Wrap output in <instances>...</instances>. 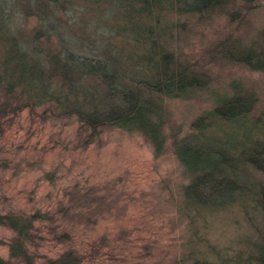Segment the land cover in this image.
<instances>
[{
  "label": "rangeland",
  "instance_id": "374dc122",
  "mask_svg": "<svg viewBox=\"0 0 264 264\" xmlns=\"http://www.w3.org/2000/svg\"><path fill=\"white\" fill-rule=\"evenodd\" d=\"M13 1L7 3L13 4L11 23L1 27L34 49L30 59L64 92L58 100L19 110L0 130V213L69 208L65 216L36 222L41 244L30 249L42 255L38 260L56 256L74 241L85 253L102 241L100 255L84 257L82 264H117L110 245L126 241L134 264H264V0L253 1L243 21L232 22L209 2L201 4L202 13L188 8L192 0H154L155 8L141 16L132 6L129 38L121 28L110 35L119 18L108 20L115 26L111 30L100 31L101 13L93 12V18L76 8L72 15L83 23L71 28L72 19L62 14L68 24L58 30L78 40L64 41L68 50H90L92 44H81L93 28L114 53L129 43V78L163 82L152 69H164L167 63L142 55L146 43L168 47L177 58L167 65L169 75L177 79L181 71L180 90L151 87L139 95L140 102L153 108L149 123L103 121L94 129L83 116L95 105L107 110L110 100L97 96L89 102V96L69 94L65 86L71 78L61 79L46 54L60 48L57 37H32L41 30V14L34 7L21 11L41 0ZM140 21L143 27L136 32L132 28ZM131 49L140 55L131 59ZM81 82L97 86L89 76ZM196 146L205 149L206 157L225 156L216 179L209 175L206 184L199 179L207 174L190 168L199 163L197 153L188 152L187 161L176 154V149ZM212 147L220 152L206 151ZM186 187L204 197L201 210L190 207ZM53 223L67 225L68 242L52 238ZM14 234L0 224L1 256L8 257L7 243ZM191 251L195 260L188 259Z\"/></svg>",
  "mask_w": 264,
  "mask_h": 264
},
{
  "label": "trees",
  "instance_id": "16d2710c",
  "mask_svg": "<svg viewBox=\"0 0 264 264\" xmlns=\"http://www.w3.org/2000/svg\"><path fill=\"white\" fill-rule=\"evenodd\" d=\"M76 1L77 0H70V6H67L69 0H41L35 3V6L27 5L22 7V12L30 11V9L34 7L33 9L41 14V20L39 21L42 25L41 30L34 33L32 37L35 36V39L52 35L57 37L58 42L61 44L60 48L52 54H46L48 58L54 62V65H56V71L61 74V79L67 80L71 78L72 81L68 80L69 83H67V81L65 82L67 83L65 87H68L70 95L74 96L81 93V96L85 98H87L86 96L90 97L89 102L91 101V97L97 96L104 97L105 100H110L108 102L110 107L107 110H96L95 105L91 112L83 116V120L87 125H90L94 129V126H97L103 121L117 125L149 123V121H151L149 113L153 112V108L150 104L140 102L139 95L142 94L143 90L146 88L151 89V87L155 88L154 91H167L166 93L172 91L173 87L175 90H180V84L177 80L178 77L180 78L181 76V71L176 72L175 75L177 79H175L174 76L172 77V75H169L168 72L170 67L167 66L174 60H177L176 55L173 54L168 47L160 43H146L145 46H142L145 51L142 55L146 56L147 59L152 58L160 65L167 63L163 65L164 69L160 67L152 69V71L156 73L155 75H162L163 82L162 84L161 82L150 84L149 81L134 78L132 74L130 78H134L133 80L129 78L128 42L124 47L117 46L118 51L114 53L108 48L109 45L103 41L104 37H100L99 32L96 33V30L90 28L88 29V35L82 39L81 44L83 46H85V43H90V46L92 44L90 48L86 47L90 50L85 52L77 48L75 51L71 49L70 51L67 46H62V43H64V41L67 42V40L71 38L74 39L75 42L78 40L75 36L66 37V34L58 30V27L68 24L65 18L62 17V14L72 19L70 20L71 24L68 25L70 28L74 27L79 21L80 24L83 23L82 19L72 15V12L76 8H80L83 15L90 13L91 15L89 16L93 18V12L103 14L104 17L101 19L103 22H100V24L98 23L101 29L97 27L100 31H104L102 29L111 30L112 27L115 26L108 23V20L111 19V21H113L119 18L118 27L116 26L117 29L111 31L110 35L119 32L120 30L118 29L121 28L123 29L121 32L125 33L129 38V13H133L131 9L133 8L132 6H136L135 13L138 14L135 15L141 16L154 9L158 3L154 0H80L81 3H77ZM253 1L255 0H192L191 4H187V6H190L188 8L194 10L193 12L202 13L205 12V10L202 8L201 4L209 2V5L212 4L210 6L211 9L214 7L212 10L216 8V11L225 14L229 19L228 21L232 22L233 20L243 21L246 13L253 7ZM7 3L8 0H0V30L2 31V34L0 33V130L4 122L12 116H15L19 110L23 108L31 109L45 100H58L60 99L59 95L64 94L62 87L54 82L55 80L52 79L51 75L45 73V69L36 66L30 59V56H35L32 55L34 49H29L27 44L18 41L9 28L1 27L4 24L11 23L8 12L9 9L13 7V4L12 2L9 5ZM13 3L16 5L19 4V1L17 0L16 3L13 1ZM208 9L206 8V11ZM84 27L89 28V23ZM134 27L135 28H132L133 30L140 32L143 23L140 21V23ZM83 30L85 29L83 28ZM107 34L106 38L110 36H107ZM136 47L141 48V46ZM136 47L133 46L131 48ZM131 54L133 55L131 59L132 57L140 55L135 49H131ZM74 74H78V76H73ZM88 76L96 79L97 86L89 87L88 84L81 82ZM129 81L133 82L135 86H130ZM129 93H132V95ZM67 96L69 95L67 94ZM74 109L76 112H80L79 106H75ZM135 114L140 116V118H137ZM185 150H187V152ZM191 150H193V152L195 151V154L197 153L199 163L196 165L193 164L190 168L196 172L199 171L200 174H207V177L199 179V184L203 182L205 184L209 183L211 181L208 179L209 175H213L210 178L216 179L214 174L218 171L219 164L223 163L222 159H224L225 156L218 154L216 156H211L212 158L206 157L203 154L205 149L199 146H196V148L188 147L184 150L182 148L179 150L176 149V154L179 155L181 159L187 161L188 152H191ZM206 151L220 152L213 147ZM184 193L190 207L201 210L204 197L201 196L200 192L193 187H186ZM68 211L69 208L61 206L53 211L36 210L26 215L19 212L0 213V224L9 226L15 232L7 243L8 257L0 255V264H82L84 257L90 259L98 257L100 255V248L103 246L102 241L92 243L86 253L79 250V246L81 249V245L77 246L74 241L73 244L65 246L56 256L44 257V259L40 261L38 258L42 255L30 249L31 246L37 247L41 244L40 240L37 241L36 239L41 238L35 232L36 222L43 219L53 220L54 214L65 216L69 213ZM50 230L53 235L52 238L55 240L68 242L71 239L67 225L53 223L50 224ZM58 230L60 231L57 232ZM110 247L113 249V251H111L114 253L113 255L117 264H134L129 257L126 241L123 243H113ZM192 253L193 251H191L188 256L189 260H195ZM262 259H264V251L262 252ZM192 264H222V262L220 261V263H217L211 261V263H209L206 262V260H197Z\"/></svg>",
  "mask_w": 264,
  "mask_h": 264
}]
</instances>
